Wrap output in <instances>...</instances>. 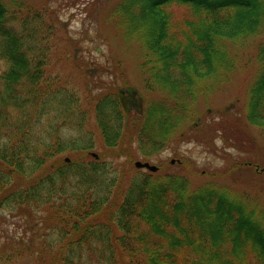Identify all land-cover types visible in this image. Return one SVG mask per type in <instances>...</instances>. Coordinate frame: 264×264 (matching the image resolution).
<instances>
[{
    "label": "trees",
    "instance_id": "trees-1",
    "mask_svg": "<svg viewBox=\"0 0 264 264\" xmlns=\"http://www.w3.org/2000/svg\"><path fill=\"white\" fill-rule=\"evenodd\" d=\"M173 3L189 7L176 23ZM38 11L30 0H0V264H264L262 202L243 199L211 174L192 187L186 175L159 172L172 168L169 161L156 171L133 162L184 137L212 145L220 130L236 125L222 115L205 120L193 106L230 67L221 39L264 29V0H116L100 10L99 23L111 29L110 40L139 48L145 86L165 95L144 106L126 78L91 94L86 64L73 53L62 65L81 81L82 102L76 87H57L33 116L27 92L52 80L47 48H36V34L45 30ZM17 15L37 23L20 25ZM256 57L242 123L264 131V42ZM88 119L102 151L115 148L124 158L119 166L91 154L98 139ZM222 159L215 176L264 171L256 160L224 152ZM176 165L198 171L185 159ZM10 217L31 223L29 238L9 235Z\"/></svg>",
    "mask_w": 264,
    "mask_h": 264
},
{
    "label": "rangeland",
    "instance_id": "rangeland-1",
    "mask_svg": "<svg viewBox=\"0 0 264 264\" xmlns=\"http://www.w3.org/2000/svg\"><path fill=\"white\" fill-rule=\"evenodd\" d=\"M30 1L34 9L41 10V12L38 11L42 14L40 23L45 30L36 34V41L38 42L36 48L40 46L47 48L48 55L43 57L47 62V64L45 63V73L49 75V78H52L51 82L46 80L48 83H44L45 86L40 92L36 89L27 92L28 97L31 98L30 101L36 105L34 108L31 107V115L34 116L37 113L36 109L40 107L41 97L44 98L57 87H76L80 90L77 91V96L81 97L82 102V95L85 94L82 92L81 81L74 75L68 76L65 65H62L68 63L67 60L72 59L73 53H75L74 56L77 57V60H83L86 64L92 86L91 94L99 91V87L105 83L107 85L114 83L121 85L123 78H126L128 79L126 84L128 83L143 98L144 106L150 99L156 100L165 95L161 89L154 91L145 86L138 68L139 48L130 50L126 46L123 47L119 39L112 38L110 40L111 29L99 23L100 10L108 7L116 0H96L93 9L90 6L95 0ZM169 9L173 16V23H176L189 7L173 3ZM24 21L26 24L32 25L37 23L36 20L31 18L23 20L17 15L18 24L21 25ZM46 25L52 26V28L48 29ZM64 34L70 38L69 45L62 39ZM263 42L264 29L260 34H250L239 39H221L222 46L231 57L230 67L222 71L219 80L215 82L216 84L209 94L206 97L198 96V102L193 106L197 111L196 114L205 117V120L211 118L221 120V115L227 122H231L233 118L236 119L234 127H227L226 125V129L218 132V137L212 145L184 137L152 158H136L133 162L136 160L148 161L158 166L164 161H169L173 164L171 165L172 168L165 166L159 172L177 171V173L186 175L192 187L208 182L209 177L205 174H211L214 179L226 183L235 194L243 197V199L262 202V206H264V171H261L263 174L258 176L251 173L250 169L245 170L246 174H243V170H239L231 176L228 174L213 175L226 163V160L222 159L223 152L235 159L256 160L258 165L255 167L264 170V131L259 126L247 125L245 127L242 123L243 120L245 121L243 116L247 111L245 102L258 69L256 55L259 45ZM89 69L94 71L90 72ZM136 101L138 105V98ZM135 104L132 106L133 110L137 106ZM73 105L76 107V102ZM225 110L228 112L223 113ZM90 123L91 126H89ZM87 127L92 129H90V133L93 132L94 139H98V141L95 140L93 150L90 151L91 154L95 153L96 157L98 152H102L106 155V160L113 162L115 166L124 162L123 157L118 156V154L115 156V148H107L102 151L104 146L99 142V134L95 129L94 120L88 119ZM241 127H245L247 130L243 133L244 138L238 140L236 132ZM116 152H118L117 148ZM181 159L189 161L198 171L192 172L178 167L180 165L176 164H179ZM141 169L145 170V168ZM5 229L9 235L13 233L16 236L29 238L27 231H30L31 223H25L18 217H10ZM24 261V257L19 260L20 263Z\"/></svg>",
    "mask_w": 264,
    "mask_h": 264
},
{
    "label": "water",
    "instance_id": "water-1",
    "mask_svg": "<svg viewBox=\"0 0 264 264\" xmlns=\"http://www.w3.org/2000/svg\"><path fill=\"white\" fill-rule=\"evenodd\" d=\"M92 154L95 155V153H92ZM134 165L137 168H146L150 171H156L158 169V167L155 164H151L148 161L136 160L134 161Z\"/></svg>",
    "mask_w": 264,
    "mask_h": 264
}]
</instances>
